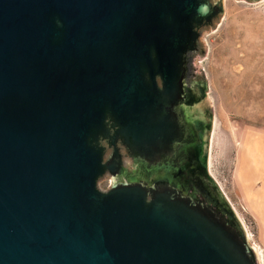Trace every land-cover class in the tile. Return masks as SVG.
I'll return each instance as SVG.
<instances>
[{"label": "water", "instance_id": "water-1", "mask_svg": "<svg viewBox=\"0 0 264 264\" xmlns=\"http://www.w3.org/2000/svg\"><path fill=\"white\" fill-rule=\"evenodd\" d=\"M223 1L0 0V264H259L196 114Z\"/></svg>", "mask_w": 264, "mask_h": 264}, {"label": "rangeland", "instance_id": "rangeland-1", "mask_svg": "<svg viewBox=\"0 0 264 264\" xmlns=\"http://www.w3.org/2000/svg\"><path fill=\"white\" fill-rule=\"evenodd\" d=\"M223 8L214 27L201 31L202 52L192 57L207 85L199 106L211 117L207 165L264 264V0H226Z\"/></svg>", "mask_w": 264, "mask_h": 264}, {"label": "flooded vegetation", "instance_id": "flooded-vegetation-1", "mask_svg": "<svg viewBox=\"0 0 264 264\" xmlns=\"http://www.w3.org/2000/svg\"><path fill=\"white\" fill-rule=\"evenodd\" d=\"M194 79L192 78V81H193ZM199 80V78L198 77H196V79L194 80V81H198ZM202 103V102H201ZM200 103V104H201ZM196 114H201V120L203 121V123H204V136H206V134H208L209 132L206 130V127H207V124H208V122H210V113H208V111L206 112L205 110L203 111V112H196Z\"/></svg>", "mask_w": 264, "mask_h": 264}, {"label": "crops", "instance_id": "crops-1", "mask_svg": "<svg viewBox=\"0 0 264 264\" xmlns=\"http://www.w3.org/2000/svg\"><path fill=\"white\" fill-rule=\"evenodd\" d=\"M261 19V18H260ZM259 20V19H258ZM244 56H245V54H244ZM243 56V57H244ZM238 59L239 58H237L236 60L238 61ZM241 59V58H240ZM252 194V195H251ZM251 194L250 195H248V196H246V201H248V205L250 206V207H252V203H251V201H253L251 198H252V196H253V192H251Z\"/></svg>", "mask_w": 264, "mask_h": 264}, {"label": "bare ground", "instance_id": "bare-ground-1", "mask_svg": "<svg viewBox=\"0 0 264 264\" xmlns=\"http://www.w3.org/2000/svg\"><path fill=\"white\" fill-rule=\"evenodd\" d=\"M224 1H226V0H224ZM247 232V231H246ZM247 236H248V239H249V234L247 233ZM249 242H250V240H249ZM251 244V243H250ZM252 245V244H251ZM253 246V245H252ZM253 248H254V250H255V252H256V254H257V256H258V260H259V264H261V254H260V252L258 251V250H256V248L253 246Z\"/></svg>", "mask_w": 264, "mask_h": 264}, {"label": "clouds", "instance_id": "clouds-1", "mask_svg": "<svg viewBox=\"0 0 264 264\" xmlns=\"http://www.w3.org/2000/svg\"><path fill=\"white\" fill-rule=\"evenodd\" d=\"M59 23V22H58Z\"/></svg>", "mask_w": 264, "mask_h": 264}]
</instances>
